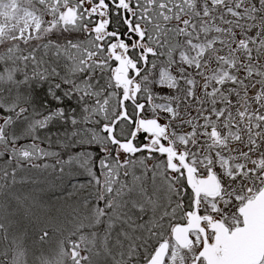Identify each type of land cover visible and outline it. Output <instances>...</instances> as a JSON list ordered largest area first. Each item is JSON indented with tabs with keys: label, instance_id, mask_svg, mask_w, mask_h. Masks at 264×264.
Wrapping results in <instances>:
<instances>
[{
	"label": "snow or ice",
	"instance_id": "obj_1",
	"mask_svg": "<svg viewBox=\"0 0 264 264\" xmlns=\"http://www.w3.org/2000/svg\"><path fill=\"white\" fill-rule=\"evenodd\" d=\"M0 264H264V0H0Z\"/></svg>",
	"mask_w": 264,
	"mask_h": 264
},
{
	"label": "rangeland",
	"instance_id": "obj_2",
	"mask_svg": "<svg viewBox=\"0 0 264 264\" xmlns=\"http://www.w3.org/2000/svg\"><path fill=\"white\" fill-rule=\"evenodd\" d=\"M50 130H51V131H56V126H52V127H50ZM40 134H41V135H44L43 132H41ZM23 175H24V173H21V176H23ZM18 179H19V177H18ZM80 180H81V181H86V180H87V177H80Z\"/></svg>",
	"mask_w": 264,
	"mask_h": 264
},
{
	"label": "flooded vegetation",
	"instance_id": "obj_3",
	"mask_svg": "<svg viewBox=\"0 0 264 264\" xmlns=\"http://www.w3.org/2000/svg\"><path fill=\"white\" fill-rule=\"evenodd\" d=\"M67 104H68V106H70V107H75V101H74V100H69V101L67 102ZM49 162H52V161H49Z\"/></svg>",
	"mask_w": 264,
	"mask_h": 264
}]
</instances>
